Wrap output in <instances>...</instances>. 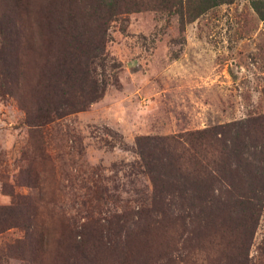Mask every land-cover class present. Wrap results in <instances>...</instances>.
Here are the masks:
<instances>
[{
	"label": "rangeland",
	"instance_id": "rangeland-1",
	"mask_svg": "<svg viewBox=\"0 0 264 264\" xmlns=\"http://www.w3.org/2000/svg\"><path fill=\"white\" fill-rule=\"evenodd\" d=\"M117 1L89 61L100 96L37 133L24 105L41 102L52 55L23 46L16 61L0 40V264H230L246 230L217 219L206 248V217L172 216L167 196L155 210L144 162L154 138L264 115V0ZM244 254L264 264V195Z\"/></svg>",
	"mask_w": 264,
	"mask_h": 264
},
{
	"label": "trees",
	"instance_id": "trees-1",
	"mask_svg": "<svg viewBox=\"0 0 264 264\" xmlns=\"http://www.w3.org/2000/svg\"><path fill=\"white\" fill-rule=\"evenodd\" d=\"M22 1L0 0V21H4L0 23V40L16 61L23 46L40 53L46 43V51L52 55L42 92L33 90V95L41 93V102L33 100L34 111L24 105L26 124L37 133L48 113L60 118L81 111L100 96L102 89L91 77L89 61L102 52L105 22L116 14L120 1L79 0L80 8L73 9L75 0H64L69 4L60 13L56 6L64 2L59 0H36L35 6L34 0ZM82 14L92 18V25L78 21ZM262 94L264 98V89ZM137 146L143 159L139 143ZM144 165L151 180L157 182L156 211L163 212L167 196L165 209L172 216L207 218L195 226L206 248L213 246L209 237L218 231L217 219L238 217L246 230L234 243V255L226 257L230 264H246L244 251L264 195V115L176 137L154 138L152 167L147 162ZM226 230L230 231L228 226Z\"/></svg>",
	"mask_w": 264,
	"mask_h": 264
}]
</instances>
